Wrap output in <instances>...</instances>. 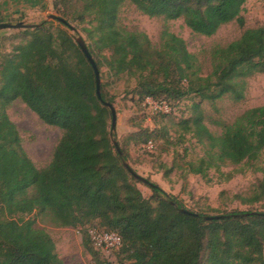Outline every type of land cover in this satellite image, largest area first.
Listing matches in <instances>:
<instances>
[{"label": "trees", "instance_id": "16d2710c", "mask_svg": "<svg viewBox=\"0 0 264 264\" xmlns=\"http://www.w3.org/2000/svg\"><path fill=\"white\" fill-rule=\"evenodd\" d=\"M60 1L64 8L57 6L59 17L71 26L75 22L76 33L85 35L100 73L101 99L93 66L75 35L58 21L18 29L22 41L0 56V264H65L52 237L27 219L32 214L83 231L84 247L96 264L114 263L100 257L108 259L89 235L94 223V229L121 237L122 245L112 252L119 264H264V213L245 216L251 212L232 211L217 215L227 216L222 220H207L212 215L187 209L157 184H146L128 171L123 164L127 153L122 149L121 156L114 145L107 104L115 107V100L104 82L105 74L133 78L142 102L199 99L190 117L177 120L171 113H160L164 125L140 128L133 135L148 146L157 138L173 145L171 132L181 139L191 135L204 155L185 164L189 174L208 178L214 170L230 180L231 174L222 168L241 164L264 173L257 166L264 154V106L246 110L231 124L215 123L220 134L209 128L203 107L224 99L246 100L249 81L264 74V26L246 29L239 39L212 48L207 74L199 56L168 26L182 20L206 37L234 22L244 28L249 0ZM128 2L165 22L159 46L145 32L120 24ZM17 100L44 124L62 131L44 169L28 156L8 114ZM137 184L150 187L152 200L143 197ZM263 199L264 180L243 202L252 205Z\"/></svg>", "mask_w": 264, "mask_h": 264}, {"label": "rangeland", "instance_id": "374dc122", "mask_svg": "<svg viewBox=\"0 0 264 264\" xmlns=\"http://www.w3.org/2000/svg\"><path fill=\"white\" fill-rule=\"evenodd\" d=\"M60 0H0V19L4 23H25L32 27L49 21L48 16L59 17L58 8L63 9ZM245 27L237 23L223 26L211 37L201 36L192 32L182 20L168 23L170 31L182 38L193 54L199 56L205 73L211 72L210 54L215 46H225L237 39L249 28L264 26V0H249L243 12ZM73 26H78L71 22ZM120 24L129 30L145 32L151 41L159 46L160 34L166 25L162 19L150 18L136 9L129 2L120 14ZM79 31L81 27H78ZM72 33V32H71ZM80 33V32H79ZM75 36L79 35L75 32ZM22 41L18 29L0 31V56L8 54L15 45ZM106 91L115 100L117 114L116 128L113 130L115 141L121 150L128 155L129 165L141 177L157 184L168 195L176 197L185 207L193 212L207 213L217 216L232 211L264 213V199L249 205L243 200L251 197L257 186L264 180V173L252 164L228 165L222 168L224 174H231L230 180L214 170L208 178L189 174L184 170L187 162L195 161L204 155V148L191 135L181 139L171 132L170 141L157 138L153 146L137 141L134 134L140 128L154 130L164 125L161 114L171 113L177 120L191 116L192 104L199 99L184 98L179 102H160L148 99L142 102L134 92L136 81L128 76L119 79L108 74L104 75ZM264 106V74L255 76L249 81L248 95L244 102L235 103L229 99L218 102L215 106L203 104L206 111L208 126L212 132L221 133L217 122L231 124L248 109ZM11 120L16 124L21 135L25 151L38 169H44L52 161L62 131L44 124L21 100L15 101L8 109ZM167 167V169L165 168ZM264 168V154L257 162ZM171 169L172 171H168ZM144 198L152 200L153 192L146 184H137ZM20 216H17L18 218ZM35 220L36 227L45 230L54 240L58 255L65 264H96L93 256L84 247L83 231L74 228H63L52 223L48 217L27 216ZM97 223L90 226L92 230ZM94 249V248H93ZM95 251V249H94ZM104 251V252H103ZM114 264H119V257L112 252L102 250Z\"/></svg>", "mask_w": 264, "mask_h": 264}, {"label": "water", "instance_id": "95a60500", "mask_svg": "<svg viewBox=\"0 0 264 264\" xmlns=\"http://www.w3.org/2000/svg\"><path fill=\"white\" fill-rule=\"evenodd\" d=\"M48 20L49 21H58V22L62 23L64 26H66L70 29V31L72 32L73 35H75V32H76L75 28L73 26H71L70 24H68L61 17L55 16V15H50V16H48ZM29 27H32V26L27 25L23 22L18 23V24L0 23V31L7 30V29H23V28H29ZM75 37H76V42L78 43L81 50L83 51V53L85 54V56L87 57V59L89 60V62L91 63V65L93 66V68L95 70L96 84H97V96L101 99V89H100L101 79H100V73H99V70L97 68V65H96L86 43L84 42L83 38L81 36H75ZM107 106L109 107V109L111 110V113H112V129L114 130L116 128V120H117L116 110H115V107L111 104H107ZM114 145H115L117 151L119 152V154L121 156H123V153H122L121 148H120L117 141H114ZM123 164L134 177H136L137 179H139L140 181H142L146 184H150V182L147 179L141 177L138 173H136L135 170L129 165V163H127L126 161H123ZM182 212L187 213V214H191L187 210H182ZM249 215H263V213L251 212V213L245 214V216H249ZM226 217L227 216H207L206 219L207 220H222Z\"/></svg>", "mask_w": 264, "mask_h": 264}, {"label": "built area", "instance_id": "2783aa9c", "mask_svg": "<svg viewBox=\"0 0 264 264\" xmlns=\"http://www.w3.org/2000/svg\"><path fill=\"white\" fill-rule=\"evenodd\" d=\"M89 235L95 242L96 246L101 250L113 252L122 245L121 237L114 232L99 231L97 229H92L89 231Z\"/></svg>", "mask_w": 264, "mask_h": 264}]
</instances>
